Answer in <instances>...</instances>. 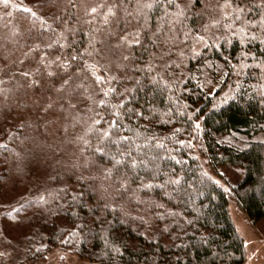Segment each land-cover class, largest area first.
Returning <instances> with one entry per match:
<instances>
[{"label": "trees", "instance_id": "trees-1", "mask_svg": "<svg viewBox=\"0 0 264 264\" xmlns=\"http://www.w3.org/2000/svg\"><path fill=\"white\" fill-rule=\"evenodd\" d=\"M144 2L39 0L35 9L24 11L29 9L24 6L25 0H9L7 7L0 0V116L7 111L6 122L11 121L12 126L5 129L10 132V144L0 150L3 173L17 174L21 162L17 153H26L38 139L59 141L61 137L66 142V146L55 147L66 149L63 160L51 166V192L29 209L33 234L39 237L33 262L59 248L89 264H247L246 243L229 207L236 203L253 223L264 220V141L250 142L238 149L221 144L219 139L233 133L251 137L263 131L264 29L258 24L253 27V22L264 16V3L233 0L244 7L243 19L249 22L243 25L247 35L242 43L238 32L242 21H237L232 30L220 27L203 32L201 20L192 13L187 14V19L180 18V22L171 15L165 17V11H176L167 5V0H160L151 10L144 9L145 15L137 17L138 3ZM177 2L184 4V0ZM217 2L223 0H211L213 5ZM101 4L106 7L98 8L97 14L85 15L87 8ZM112 5L117 6L116 15L105 24L103 14ZM33 11L40 15L33 16ZM196 11L205 13V24L209 23V15L219 16L218 10L209 13L199 5ZM138 30L140 46H114L120 36ZM233 31L238 34L233 36ZM185 32L189 33L187 39ZM198 35H204L209 45L219 46L205 48L196 42ZM253 35L257 39H250ZM220 36L225 38L217 39ZM56 40L66 47L56 43L51 49L44 47ZM90 40L101 52L107 44L108 50L113 49L110 76L116 79L102 82V90L114 87L120 93L126 88L137 89L124 96L108 97H103L101 90L100 97L108 104L97 105L94 120H101L100 124L85 122L87 104L75 88V81L91 70L85 65L93 64L99 55L85 54L71 60L85 49L92 51ZM37 43L41 48L30 52ZM193 48L200 55H193ZM41 55L44 63L40 62ZM124 56L129 59L124 60ZM65 60L70 65L67 71L59 66ZM209 60L220 61L227 69L223 88L214 95L208 94L198 79ZM149 63L157 66L151 73L146 71ZM165 63H172V67L163 69ZM49 71L55 75L48 76ZM24 72L31 75L26 77ZM152 76H156V84L149 83ZM69 78V84L57 91ZM136 80L141 82L138 88ZM33 81H38L39 86ZM122 99L125 107L119 109L122 115L119 127L112 130V138L129 137L133 156L147 161L148 167H121L111 180H105L103 169L111 167L110 160L108 156L100 157L94 149L100 133L115 118L111 113L117 109L111 106ZM128 109L142 111L148 119ZM18 122L25 124L21 131L13 126ZM196 123L199 129H195ZM47 127L50 131H45ZM82 128L86 133L79 142L67 145L71 133L75 135ZM158 142L164 147H157ZM116 150L115 145L107 146L109 153ZM197 151L215 173L226 165L242 169V180L230 189L223 188L207 172ZM173 156L181 163L172 160ZM178 177L179 185L168 182ZM119 180H127L126 191H117ZM149 182L153 188L141 187Z\"/></svg>", "mask_w": 264, "mask_h": 264}, {"label": "rangeland", "instance_id": "rangeland-1", "mask_svg": "<svg viewBox=\"0 0 264 264\" xmlns=\"http://www.w3.org/2000/svg\"><path fill=\"white\" fill-rule=\"evenodd\" d=\"M38 2L39 0H25L24 6L35 9ZM34 12L36 11L32 13ZM35 14L39 16L40 12ZM106 48L104 52L100 51L101 55L94 60V62H98L97 67L89 70L86 75L75 81V83L78 82V86H75L77 92L80 90V97H83V103L87 104V113L85 112L84 118L87 123L95 121L94 116L98 112L97 105L101 99L100 92L102 90L101 83L95 82L92 71L106 79L112 75L114 65L111 51L113 49L108 50V44ZM226 73L227 69L224 63L209 60L198 74L199 83L208 94L214 95L219 88H223V82L227 77ZM2 116H0V150L4 145L10 144V132L5 129L12 127L9 125L11 121L6 122L9 117L8 112L5 111ZM23 125L25 124L21 122L13 124L20 131ZM48 130L50 131L47 127L45 131ZM85 131L86 129L82 128L79 131L77 129L75 135L71 133L67 145L77 144L79 137L86 133ZM51 134L53 135L52 132ZM255 141H264V127L262 132L251 137L242 133H233L219 139L221 144H228L238 149H243L250 142ZM57 145L66 146V142L61 137L59 141L46 140L43 142L38 139L34 145L29 146L26 153L19 151L17 154L21 159L20 171L14 176L8 175L7 172L3 173L5 167L0 158V264H89L69 251L59 248L51 251L43 260L33 262L31 259L37 252L39 237L33 234L35 229L30 220L29 211L34 207L36 200L47 197L52 190L51 166L54 162L63 160L66 149L55 148ZM60 149L61 151H59ZM196 154L202 160L207 172L212 175L215 181H219L223 188L230 189L242 180V169L226 165L215 173L211 170L205 156L199 151ZM229 209L233 222L246 243L247 264H264V220L253 223L236 203H231Z\"/></svg>", "mask_w": 264, "mask_h": 264}, {"label": "snow or ice", "instance_id": "snow-or-ice-1", "mask_svg": "<svg viewBox=\"0 0 264 264\" xmlns=\"http://www.w3.org/2000/svg\"><path fill=\"white\" fill-rule=\"evenodd\" d=\"M3 4L5 7L8 6L9 4V0H2ZM160 2V0H146V2H144L143 4H139L138 3V7L136 10V16L139 17L141 15H145V13L143 12L144 9H148L151 10L153 9L158 3ZM262 3H264V0H262ZM167 5L168 6H174L176 8V11L173 13H169L167 11H165V17L171 15L172 17L176 18V22H180V18H184L187 19L188 18V13H192V15L194 17H196L197 19L201 20V29L203 32H208L211 28H220L223 27L226 30H232L234 25H236L237 21H242V26L239 27L238 32L241 36V42L243 43V37L247 35L246 30H245V26L243 25H247L249 22L244 20V12L245 9L244 7L240 6L238 3H234L233 0H223V3H219L217 2L215 5H213L211 3V0H184V4L183 6L181 5V3L177 2V0H167ZM197 5L201 6L203 9L207 10V12L211 13L213 10H218L219 12V16H212L209 15L208 16V20L209 23L205 24L203 23V17L205 15L204 12H198L196 11L197 9ZM72 7H76L75 4L72 5ZM106 7L105 5L101 4L98 6H91L90 8H87L85 11V15L86 16H92L93 14H97L98 13V8H104ZM117 6L116 5H112V6H107V11L104 12L103 14V22L105 24L109 23V18L110 17H114L116 15L115 12V8ZM228 9H230V11H228ZM24 11H30V9H24ZM33 16H35V13H32ZM127 15L131 16L133 15V13H127ZM163 19V18H162ZM86 23H92V20H87L85 21ZM172 21L169 20V23H171ZM257 24L264 29V16H261L260 20L258 22H253V27L257 26ZM67 31H73L71 29H68ZM159 31V29H158ZM188 32L184 33L185 39H187L188 37ZM238 33L236 31L232 32L233 36H236ZM155 35V34H154ZM215 35V34H213ZM61 36H63V33H61ZM129 36H132L133 38L131 40L128 39ZM66 39V37H64ZM225 37L220 36L217 37V39H224ZM250 39L255 40L257 39V37L255 35L251 36ZM197 43H203V46L205 48L208 47H218L219 45L217 44H212L209 45L207 43V41L205 40V36L204 35H198ZM230 42V41H229ZM56 43L58 44V46L60 48H64L66 47L65 44L63 43H59L58 40L54 41L53 43H48L45 44L44 47L46 49H51L53 48V44ZM153 43H155V41H153ZM261 43H264V40L261 41ZM127 45L128 47H132V46H140L141 45V40H140V31H136L135 33H126L124 36H120L118 38V43L116 45H114L115 47H120L122 45ZM89 46L92 48V51H88L87 49H85L84 53H78L75 54L71 57L72 61L77 60L78 58H81L83 55H87L89 57L95 55H100V50L98 48L95 47L94 43L92 40H90L89 42ZM41 48V45L39 43L35 44L33 48H30V52L32 51H38ZM167 54V53H165ZM26 56L28 55L27 53L25 54ZM181 56H183V52L180 53ZM193 55H200V53L198 51L195 50V48H193ZM162 58V57H161ZM44 55H41L40 57V62L44 63ZM124 60L129 59L128 56H124L123 57ZM56 60L59 61L60 57L57 56ZM55 61H49V63H54ZM97 63L98 62H94L93 64H86L85 68L86 69H94L97 67ZM61 67H63L65 69V71H67V68L70 66L67 62V60L62 61L61 64L59 65ZM180 65H176V67L178 68ZM157 66L154 64L149 63L146 66V71L148 73H151L155 70ZM163 69H169L172 67V63H165L164 65L161 66ZM242 67H250V65H242ZM38 71V69H37ZM22 75L24 76H30L31 74L28 72H24L22 73ZM48 76H53L55 75L53 72L49 71L47 73ZM92 75L95 77V82L97 84H100L102 82H105L106 78L100 75H97L95 71H92ZM160 74L157 73V76H159ZM116 78L113 76H110L107 78L108 82H111L112 80H115ZM129 79H131V77H129ZM161 80H163V77H160ZM69 79H65L63 81V83L60 85L59 88H57V91H62L64 88V85L69 84ZM149 83L151 84H156L157 83V79L156 76H152L149 79ZM33 84L36 85L37 87L39 86V82L38 81H33ZM136 86L137 88L141 86V82L139 80H136ZM164 86L167 87V82H164ZM137 89L136 88H131V89H124L123 92L117 93L116 88L114 87H109L107 90H102V95L103 97H108L110 94H117L119 96H124L125 93L131 94L134 93ZM130 102V101H129ZM108 102L106 99L101 98L98 101V106H107ZM72 107H75V105H71ZM49 107H51V105H49ZM114 109H117L116 111L112 112L111 115L114 116L115 118L112 119L110 122H108V128L104 129L101 133H100V138H99V143L98 146L94 149L95 153H97L100 157H105L108 156L109 160H110V164L111 167H105L103 169V178L105 180H111L112 175L114 173V171L118 170L119 168L123 167V168H130L132 170L137 169L139 166L143 165L145 168L148 167V163L145 160H138L135 156H133V150L129 144V137L127 136H120L119 139H113L112 138V130L113 129H117L119 127L118 125V118L121 117L122 113L119 111V109L124 108L125 107V101L122 99L119 101L118 105H112L111 106ZM185 107H187V105H185ZM129 112H134L135 115L143 117L144 119H148V117H144V114L142 111H137L135 109H128ZM192 117L189 116V119H191ZM102 121L101 120H96L94 121L95 124H100ZM200 128V124L196 123L195 124V129H199ZM177 132L180 131V129H176ZM85 143H88L87 141H85ZM180 143L182 144L183 141H180ZM129 144L128 147H124L122 148V145H126ZM108 145H115L116 146V152L115 153H109L107 152V146ZM157 147L163 148L164 145L162 143H157L156 145ZM189 146H191V144L189 143ZM137 149H139V146H137ZM153 159H155V157H153ZM172 160H174L177 164L181 163L180 160H177L175 156L171 157ZM174 171V170H173ZM171 184H175V185H179L180 184V178H176V179H172L170 181H168ZM216 183H219V181H216ZM119 184L120 187L119 189H117V191L120 190H127V180H119ZM142 188L145 189H151L154 187V185L152 183H142L141 185ZM156 187H163V185H156ZM105 207H109L108 205H105ZM112 211H115V209L113 208ZM172 215H177L176 213H172Z\"/></svg>", "mask_w": 264, "mask_h": 264}]
</instances>
